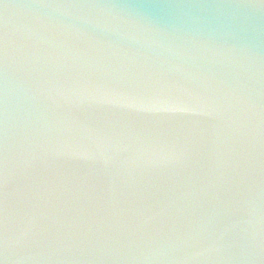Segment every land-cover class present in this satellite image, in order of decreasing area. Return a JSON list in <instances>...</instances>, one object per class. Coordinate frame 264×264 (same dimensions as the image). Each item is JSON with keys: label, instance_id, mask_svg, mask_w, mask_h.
Here are the masks:
<instances>
[{"label": "water", "instance_id": "obj_1", "mask_svg": "<svg viewBox=\"0 0 264 264\" xmlns=\"http://www.w3.org/2000/svg\"><path fill=\"white\" fill-rule=\"evenodd\" d=\"M0 264H264V0H0Z\"/></svg>", "mask_w": 264, "mask_h": 264}]
</instances>
